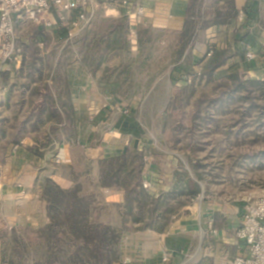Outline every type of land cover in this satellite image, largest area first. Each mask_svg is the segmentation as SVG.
I'll use <instances>...</instances> for the list:
<instances>
[{"label":"rangeland","instance_id":"rangeland-1","mask_svg":"<svg viewBox=\"0 0 264 264\" xmlns=\"http://www.w3.org/2000/svg\"><path fill=\"white\" fill-rule=\"evenodd\" d=\"M190 4L195 16L207 19L219 12L226 18L234 16L237 25L244 23L238 19L241 11L234 10L235 0H190ZM138 6L144 9L140 17L142 21L146 19L143 0H132L124 8H116L119 11L117 17L127 20L130 34L135 33L139 24L132 28L128 11L133 13ZM105 12L98 9L94 16L99 14L101 19H106L103 16ZM114 15L116 13L109 17ZM228 31L224 33V44L227 43ZM214 43H207V47ZM180 44L179 35L157 31L153 34V41L145 44L140 56L123 55L120 57L123 66L119 71L106 73L108 76L125 78L124 81L128 83L123 89L126 97L142 94L139 101L125 102L123 108L128 111L127 114L132 111L146 130L158 135L162 146L182 156L184 161L179 164L180 169L191 174L198 184V193L194 196L179 195L172 200V215L182 213L186 203H191L196 213L205 201L242 202L250 195H264V98L260 96V91L255 90L252 91V95H255L252 102L243 101L237 96H225L223 93H230L232 88L227 89L224 85L230 86L232 80L227 76L210 81L206 75L201 78L199 71H203V61L200 60L192 88L177 99L179 88L187 83H174L169 78L167 68L177 63ZM76 48L74 37L65 38L62 44L51 45L50 55L43 62L34 63L41 71L30 74L31 62L28 60L24 73L12 77L7 73L1 77L3 84H8L10 80L20 84L30 81L34 87L27 97L17 87L12 90L11 103L4 109L7 115L4 117L7 118L0 117V264H61L60 260L73 264L69 257L74 255L76 249H79V256L74 264H149L146 256L159 249L158 241L153 239L152 234L142 232L141 229L147 226L137 225L133 219L138 212L136 202L129 212L124 201L123 217L129 228H114L116 237L108 238L104 242L106 245L102 243L104 247H95L85 239L90 222L96 218L93 215L100 214L102 219L106 215L115 217L119 207L98 206L92 209L91 215L85 211L74 216L71 213L63 215L65 212L60 208L47 205L44 201L59 176L84 182L85 191L91 184L88 179L92 181L93 169L89 172L90 165L80 147L85 137L77 133L79 123L83 126L86 122L81 120L82 113L77 114L73 110L74 107L78 112L81 109L70 103L52 104L50 100L52 96L70 97V86L79 78L75 72ZM248 50L259 59L258 70L239 68L241 79H264V49L258 51L257 47L251 45ZM208 53L207 50L205 58L209 56ZM154 80L158 82L150 89ZM47 85L51 88L47 89ZM42 96L48 97L47 103L35 102ZM254 103L260 108H254L250 113L246 111ZM57 108L62 110L58 111ZM91 110L95 112L94 108ZM28 111L32 113L31 117L24 118L23 113ZM42 111L46 113L40 118ZM34 124L35 127L32 126ZM67 143L72 146L73 159L77 162L75 169L66 166L63 144ZM108 164H101L102 168H109ZM135 164V161H129L127 166ZM166 169L158 166L155 171ZM135 178L134 175L125 178L126 183L133 184ZM113 199L117 197L109 198ZM36 208L39 213H36ZM141 216L139 214L138 218L141 219ZM143 218H149L148 213ZM46 220L47 224L44 223ZM54 223L68 227L76 242H68L64 236L58 238L50 233L48 226ZM149 241H154L152 246H148ZM201 250L194 257L195 262L189 264H215L217 258L204 256L205 252ZM194 251L192 247L186 258L191 259ZM162 263L171 264L166 261Z\"/></svg>","mask_w":264,"mask_h":264},{"label":"crops","instance_id":"crops-1","mask_svg":"<svg viewBox=\"0 0 264 264\" xmlns=\"http://www.w3.org/2000/svg\"><path fill=\"white\" fill-rule=\"evenodd\" d=\"M143 1L146 5V19H142L136 27L137 31L146 27L153 34L162 31L180 36L186 21L191 20L197 23L196 36L185 50V55H188L196 70L199 68L198 62L205 58L208 50L207 43L215 42L217 47L228 48L230 53H235L240 46L239 43H236V39L246 36L244 46L246 51L251 45L257 47L258 51L264 49V0H235L234 10L245 12L246 20L239 25H237L236 18H233L234 16L227 19L216 18L217 12L207 19L201 16H194L196 19H187L190 15V0ZM52 13L58 25L51 28L26 18L17 19L15 17L17 44L21 47V57L19 62L9 64H3L0 60V71L5 74L9 73L11 77L24 73L28 60H30V64L37 61L43 62L44 58L50 55L51 45L63 43L66 35L62 33V30L66 27L59 20L55 9ZM114 13L116 15L111 19H101L102 16L98 14L99 17L96 16L91 19L76 33L74 36V43L77 46L75 49V72L79 78L72 82L70 86L71 95L68 99L56 96H52L50 99L52 104L70 103L72 106L78 105L81 109L78 112L77 108L74 107L73 110L77 114L82 113L81 120L86 122L83 126L82 123H79L77 133H81L85 137L81 140L80 147L83 148L85 160L90 165L89 172L91 168L93 169L92 181L88 179L91 186L89 185L88 191H85L84 182L59 176V180H54L55 186L50 189L75 191L78 198L89 200L71 212L74 216L85 211L91 215L90 213L93 214L92 209L94 210L98 206L119 207L120 210L115 217L106 215L102 219L101 215H96V213L93 215L96 218L92 219L89 216L92 219L89 226L99 224L119 229L124 225L123 208L126 188L115 183L102 184L101 177L104 174L102 161L120 155L137 157L140 160V174H138L140 185L148 176L160 183L155 194H150L147 191L155 198L172 192L177 186L176 171L186 173L191 179L193 177L187 171L180 169L179 166L181 165L179 164H183L184 161L181 155L162 146L161 140L157 138L158 135L156 136L146 130L132 111L127 114L128 111L123 108L122 105L125 102L132 100L135 103V100L139 101L142 94L126 97L123 89L128 83L124 81L125 78L106 75L107 71H119L120 67L123 66V60L120 57L128 54L135 57L140 56L145 48H142L138 41L137 31L135 30V33L130 34L127 20L117 17L119 14L117 9H109L103 16L110 18L109 16ZM97 17L100 19H96ZM102 22L109 25L108 30L104 32L100 27ZM120 22H122V27L119 26ZM111 24H114V29L110 27ZM118 29H122L120 33L117 32ZM226 30L229 31L226 38L227 43L224 44L225 42L222 40L225 38ZM98 45L101 47L98 48ZM98 56L99 58H97ZM114 58L115 61H113ZM232 59L234 60V58ZM175 65L176 63L167 68L169 73ZM157 82L158 80H154L150 89L154 88ZM33 85L30 81L21 84L15 80H10L8 84L0 82V117L7 116L4 109H6V105L11 103L12 90L17 87L27 97L34 87ZM48 87L51 88V86ZM25 97L22 99L23 104L26 103ZM47 100V96H42L35 102L47 103ZM91 108H94L95 112ZM57 110L61 111L62 109L57 108ZM45 113V111L40 112V118ZM31 114L28 111L23 113V116L30 118ZM63 147V156L68 164L66 166L75 169L77 162L73 159L72 146L67 143L63 144ZM136 162L139 164V161ZM158 166L168 169L165 170L166 172H156ZM151 174L157 178L152 177ZM32 179L34 181L35 177ZM104 197L106 202H104ZM110 197H117V199L109 200ZM44 199L46 204L51 206V203L48 202V194ZM191 205V203H186L182 208V213L178 216L170 215L166 224L162 223L160 214L157 212L151 219L141 218L135 222L137 225H146L152 221V226L141 229L147 235L152 234L153 239L157 240L159 244V249L154 250L151 256H146V260L149 258V264H163L164 254L169 255L166 262L189 264L195 262L193 259L200 249H202L201 251L204 250V256H215L217 258L215 264H231L232 260L244 251V243L237 236V229L242 223L243 201L221 203L205 201L196 213L193 212ZM62 212L65 211L62 210ZM36 213H39L37 208ZM66 213L69 212H65L63 215ZM44 223L47 224V220ZM149 242L148 246H152L154 243V241ZM192 247L195 248L194 254L191 255V259H187V253Z\"/></svg>","mask_w":264,"mask_h":264},{"label":"trees","instance_id":"trees-1","mask_svg":"<svg viewBox=\"0 0 264 264\" xmlns=\"http://www.w3.org/2000/svg\"><path fill=\"white\" fill-rule=\"evenodd\" d=\"M192 7H190V15L187 19H196L194 16L193 11H191ZM216 18L219 19H227L223 13L217 12ZM98 16V14H96ZM94 16V17H96ZM100 19V18H96ZM111 19V18H106ZM122 19V18H119ZM114 24H111L110 27L114 29ZM120 27H122V22L119 24ZM208 26V25H207ZM102 32L105 30H108L109 25L105 22H102L100 25ZM196 29H197V23L194 21H186L184 25V29L182 33L180 34L181 37V44L178 49V61L176 65L173 67L171 73H170V79L176 83V82H185L189 77L192 78L191 83H187L182 88H179V91L177 92V99L181 97L185 91L188 90V88H192L193 84L196 81L197 76V70L195 69V66L191 63L190 59L188 58V55H185V50L188 48L191 42H193L194 37L196 36ZM122 29H118L117 32H121ZM67 29L63 28L62 33L66 35ZM137 38L140 43V45L145 47V44L147 42L152 41V31H150L149 28L142 27L140 28L137 33ZM246 36H241L240 38L236 39V43L240 44L239 48H237V51L235 53H230L228 48H220L216 45H211L208 48V52L211 51V54L202 59L203 66L201 70L199 71L200 77L202 78L204 75H206L207 80L216 79L221 76H227L229 77L233 84L228 86L227 84L224 85L227 89L231 87V92L226 93L225 91L223 94L225 96H237L239 99L243 101H250L255 98V95H252V91H260V96L264 98V79H248V80H242L239 75V68L244 67L246 70L253 69L258 70V64L259 59H256L254 61H248L246 58V48L245 46ZM114 42V41H113ZM101 47L98 45V48ZM99 58V56L97 57ZM234 58V60L232 59ZM233 60V61H232ZM226 65V67H224ZM31 73L33 74L34 71H41L39 68H37L34 64H30ZM5 75L2 71H0V76ZM32 76V75H31ZM47 85V89H48ZM228 94V95H226ZM253 107H248L246 111L249 113L255 109H259L260 106L256 103ZM264 109V106L262 107ZM262 109V110H263ZM264 111V110H263ZM35 127V124L32 125ZM130 161H139V164H136L134 166H127V163ZM109 163V168L104 169V174L101 177V182L104 185H110V184H120L126 188V197H125V204L126 207L129 209V212L133 210V204L136 202L138 207V212L134 215V220L137 221L139 218V214L142 215L141 218L144 217L145 214L148 213L149 219H151L154 214L158 211L160 214V218L162 223L166 224L169 221V216L173 213V205L172 200H175L179 195H192L198 193V184L193 179L189 178L188 175L184 172H178L176 171V181L177 186L173 189L172 192L164 194L158 198H155L154 196L150 195L145 189H143L140 185V179H138V174H140V160L137 157H130L127 155H120V156H114L108 159H105L102 161V164L105 165ZM134 175L135 182L133 184H127L125 178H128L130 176ZM125 178H124V177ZM49 202L55 206L60 208L61 210L65 212L71 213L72 211L76 210L80 205L87 203V199H80L77 197L75 191H63L59 190L57 188H52L49 191ZM139 213V214H138ZM127 221L124 220V225L122 226V229H128V225H126ZM151 222L146 223V226H151ZM68 227L63 226L61 224H50L48 226V229L51 230L50 233H54L58 236H64L66 241L72 243L76 240L75 238L70 234V232L67 229ZM116 230L112 227L105 226V225H99V224H92L89 226V229L85 233V239L88 242H91L92 245L95 247H101L103 245H106V241L108 238H115V232ZM110 233L111 235H108ZM61 238V237H60ZM65 241V242H66ZM105 242V243H104ZM103 243V245H102ZM75 244V243H74ZM77 244V243H76ZM77 246V245H76ZM104 247V246H103ZM79 249L75 250V253L73 256L69 257L70 263H75L77 261V258L79 256ZM61 264H67L63 260H60Z\"/></svg>","mask_w":264,"mask_h":264},{"label":"built area","instance_id":"built-area-1","mask_svg":"<svg viewBox=\"0 0 264 264\" xmlns=\"http://www.w3.org/2000/svg\"><path fill=\"white\" fill-rule=\"evenodd\" d=\"M130 1L132 0H0V60L2 63L20 60L21 48L17 45L15 17L26 18L51 28L58 25L52 13L55 9L59 20L67 29L66 39H72L90 22L98 9H120ZM128 14L133 28L141 22L144 9L138 6L133 13L128 11ZM238 19L244 22L245 13L241 11ZM246 58L254 61L257 56L248 50ZM191 82L192 78L189 77L186 83ZM156 182L153 178H146L142 181V187L150 194H155L159 186ZM242 210V223L237 229V236L244 243V251L231 264H264V195L244 198ZM168 258V254L163 255L164 261Z\"/></svg>","mask_w":264,"mask_h":264}]
</instances>
